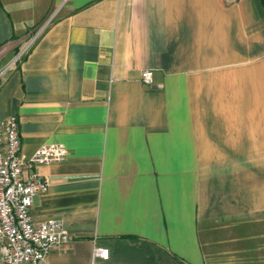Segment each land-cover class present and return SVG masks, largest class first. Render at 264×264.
<instances>
[{
  "label": "crops",
  "instance_id": "0c3cea01",
  "mask_svg": "<svg viewBox=\"0 0 264 264\" xmlns=\"http://www.w3.org/2000/svg\"><path fill=\"white\" fill-rule=\"evenodd\" d=\"M0 73L22 155L68 151L39 264H264V0H0Z\"/></svg>",
  "mask_w": 264,
  "mask_h": 264
},
{
  "label": "built area",
  "instance_id": "2783aa9c",
  "mask_svg": "<svg viewBox=\"0 0 264 264\" xmlns=\"http://www.w3.org/2000/svg\"><path fill=\"white\" fill-rule=\"evenodd\" d=\"M141 81L152 83L151 69L141 72ZM67 154L63 144L45 143L26 158L21 153L17 118L0 121V264H39L69 240L61 218L34 220L31 214L33 197L50 185L37 166L63 160ZM108 254V248L95 247L92 258L106 259Z\"/></svg>",
  "mask_w": 264,
  "mask_h": 264
},
{
  "label": "rangeland",
  "instance_id": "374dc122",
  "mask_svg": "<svg viewBox=\"0 0 264 264\" xmlns=\"http://www.w3.org/2000/svg\"><path fill=\"white\" fill-rule=\"evenodd\" d=\"M44 25L46 26L47 25V22Z\"/></svg>",
  "mask_w": 264,
  "mask_h": 264
}]
</instances>
